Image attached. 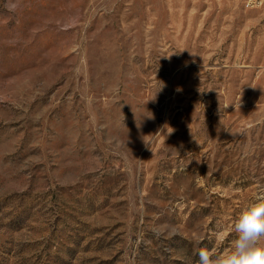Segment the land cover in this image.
<instances>
[{"label":"rangeland","instance_id":"rangeland-1","mask_svg":"<svg viewBox=\"0 0 264 264\" xmlns=\"http://www.w3.org/2000/svg\"><path fill=\"white\" fill-rule=\"evenodd\" d=\"M245 1L0 0V264L231 249L264 197V3Z\"/></svg>","mask_w":264,"mask_h":264},{"label":"clouds","instance_id":"clouds-1","mask_svg":"<svg viewBox=\"0 0 264 264\" xmlns=\"http://www.w3.org/2000/svg\"><path fill=\"white\" fill-rule=\"evenodd\" d=\"M232 231L235 239L229 251L216 253L200 248L198 264H264V197L253 200L240 212ZM218 238L222 240L223 233H218Z\"/></svg>","mask_w":264,"mask_h":264},{"label":"built area","instance_id":"built-area-1","mask_svg":"<svg viewBox=\"0 0 264 264\" xmlns=\"http://www.w3.org/2000/svg\"><path fill=\"white\" fill-rule=\"evenodd\" d=\"M264 3V0H246L245 4L247 8H256L261 6Z\"/></svg>","mask_w":264,"mask_h":264}]
</instances>
